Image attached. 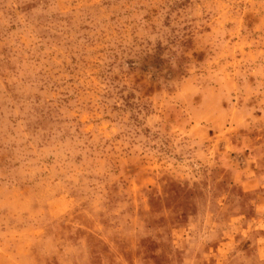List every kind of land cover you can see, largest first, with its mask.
I'll return each mask as SVG.
<instances>
[{"label": "rangeland", "instance_id": "obj_1", "mask_svg": "<svg viewBox=\"0 0 264 264\" xmlns=\"http://www.w3.org/2000/svg\"><path fill=\"white\" fill-rule=\"evenodd\" d=\"M264 264V0H0V264Z\"/></svg>", "mask_w": 264, "mask_h": 264}, {"label": "crops", "instance_id": "obj_2", "mask_svg": "<svg viewBox=\"0 0 264 264\" xmlns=\"http://www.w3.org/2000/svg\"><path fill=\"white\" fill-rule=\"evenodd\" d=\"M182 264H210V262L208 263H204L199 257L194 258V259H186L183 261Z\"/></svg>", "mask_w": 264, "mask_h": 264}]
</instances>
